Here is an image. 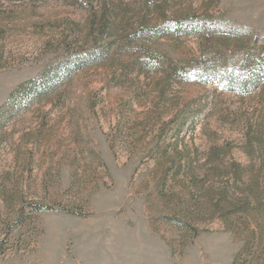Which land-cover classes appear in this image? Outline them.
<instances>
[{
	"label": "rangeland",
	"instance_id": "374dc122",
	"mask_svg": "<svg viewBox=\"0 0 264 264\" xmlns=\"http://www.w3.org/2000/svg\"><path fill=\"white\" fill-rule=\"evenodd\" d=\"M98 1L0 0V264H264V88L219 84L242 44L169 36L111 58ZM212 2L264 37V0Z\"/></svg>",
	"mask_w": 264,
	"mask_h": 264
},
{
	"label": "trees",
	"instance_id": "16d2710c",
	"mask_svg": "<svg viewBox=\"0 0 264 264\" xmlns=\"http://www.w3.org/2000/svg\"><path fill=\"white\" fill-rule=\"evenodd\" d=\"M97 3L98 8L93 11L91 26L101 35L111 34V47H105L106 52L111 51V58H116L122 43L135 45L146 39L169 36H197L201 40L218 45L227 53L235 51L242 44L238 48L245 59L241 68H233L227 72L225 80L219 84L225 90L243 95H250L264 88V37H260L259 32L256 35L254 33V37L251 36V28H223L210 16V11L215 7L212 0H99ZM248 46L252 49H248ZM147 52H152V49H147ZM138 60L135 61L141 64L142 68H150L152 65L150 57ZM213 73L221 77L224 74L221 70ZM194 169L193 164L189 163L185 175L198 186L199 181L194 177ZM179 170H183L182 165ZM220 190L217 192L220 197L217 203L219 208L224 199L229 201L228 191ZM211 193L204 192L203 198L209 197ZM248 200L238 197L234 203L238 207L241 201V211L253 216L254 208H251L252 204ZM228 204H231V201ZM34 205L39 211L40 207Z\"/></svg>",
	"mask_w": 264,
	"mask_h": 264
}]
</instances>
